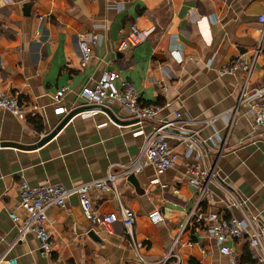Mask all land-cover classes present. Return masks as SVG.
I'll return each instance as SVG.
<instances>
[{
  "label": "crops",
  "instance_id": "0c3cea01",
  "mask_svg": "<svg viewBox=\"0 0 264 264\" xmlns=\"http://www.w3.org/2000/svg\"><path fill=\"white\" fill-rule=\"evenodd\" d=\"M262 14L264 0H0V91L17 96L27 111L26 118L19 119L0 109V255L6 253V259L16 258L18 264H160L196 199L188 167L201 166L195 158L184 157L186 146L175 139L174 167L157 174L148 165L141 172L117 176V191L89 190L100 213H118L121 204L134 212L136 248L121 222L106 228L87 219L77 195L65 206L48 210L50 252L32 233L17 240L20 225L10 214L24 216L18 207L22 180L31 186L49 182L70 187L109 172L119 174L120 164L138 156L144 133L161 119H173L174 110L202 121L171 131H199L195 137L205 160L215 165L217 180L225 186L211 185L209 208L227 213L232 193L264 221V132L252 129L253 118L245 105L229 129L242 72L220 74L239 54L252 55ZM132 24L146 31L147 39L119 51ZM95 35L100 41L84 63L80 41ZM105 70L119 73L118 86L122 80L130 81L143 104L163 105L158 119L137 124L119 102L86 106L85 110H94L74 116L39 145L68 112L81 107L80 90L94 85ZM251 85H264V51ZM62 87L67 90L57 100L55 94ZM33 106L35 116L30 114ZM58 106L68 112L57 114ZM215 132V142L208 140ZM154 211L160 212L161 221L151 220ZM202 232L181 233L166 264H230L215 239ZM190 240L197 243L191 245ZM226 245L236 249V264L247 252L255 261L243 264H260L244 240Z\"/></svg>",
  "mask_w": 264,
  "mask_h": 264
},
{
  "label": "built area",
  "instance_id": "2783aa9c",
  "mask_svg": "<svg viewBox=\"0 0 264 264\" xmlns=\"http://www.w3.org/2000/svg\"><path fill=\"white\" fill-rule=\"evenodd\" d=\"M258 21L262 24V28L252 55L247 57L245 53L239 54L229 65L220 70V74L242 72L240 95L237 103L232 107L233 118H236L241 105L248 106L253 118L252 129L260 127L264 132V85H251V77L256 62L264 51V14L258 15ZM36 35L39 38L40 34L37 33ZM146 39L147 32L141 30L136 24H132L127 35L120 41L118 50L132 49ZM99 41L100 38L96 35L88 40L81 39L80 48L84 63L91 56L92 46L98 44ZM118 79V72L103 71L94 85H86L80 90L79 98L83 101V104L74 111L83 109L86 106H94L91 108L108 107L115 102H119L122 109L134 119L135 123L142 124L144 121H156L164 109L163 105L143 104L140 100V92L134 85L128 80H122L121 85L118 86L116 82ZM163 88L167 89L166 86ZM66 90L67 87L58 90L55 99L59 100ZM0 109L11 112L19 119H25L27 115L26 108L21 104L18 97L4 91H0ZM35 110L36 107L33 106L30 113L32 116L37 114ZM65 110V107L62 106L55 108L57 114L67 113L68 111ZM93 110H82L76 115L89 114ZM173 114V119H161L156 126L146 133L142 129L139 130V132L144 133V141L140 152L130 163L119 165L123 169L119 174L109 172L104 177L70 187L62 183L49 182L31 186L26 180H22L19 186L20 201L18 207L24 211V216L21 218L16 211L10 214L12 220L20 225L17 240L24 238L28 233H32L39 240L41 248L50 252L53 233L49 224L48 210L51 207L65 206L69 197L77 195L83 214L87 219L106 228L116 222H121L134 248L138 247L132 230L135 223L134 212L121 204L118 213H100L92 205L89 190L91 187H97L105 191H117L115 185L117 176L141 172L148 165H151L157 174L174 167L177 154L171 145V140L175 139L178 143L186 146L184 157L186 159L195 158L201 163V166L191 164L188 167L190 174L188 182L196 190V199L187 213L178 235L173 240L166 259L160 264H166L167 260L174 254L179 243L180 234L186 231H189L191 236L199 235L204 231L213 237L218 245L219 252L229 258L230 264H236L238 253L234 247L226 245L227 242L244 240L254 252L257 261L264 264V221L249 213L244 200L232 193H230L231 201L225 208L227 213H217L209 208L208 204L211 202L212 193L211 185L218 183L222 188H225V186L217 180L215 165H208L205 160L204 150L197 137H195L198 136L199 131L190 134L171 131L173 128L184 129V126L189 123L202 121L182 117L178 110H174ZM229 126L230 129L232 123ZM217 136L215 132L208 137V140L215 142ZM149 217L155 223L162 220L159 211L150 213ZM189 243L192 245L197 241L190 240ZM2 260H6L9 264H18L16 258L6 259V253L0 255V262Z\"/></svg>",
  "mask_w": 264,
  "mask_h": 264
},
{
  "label": "water",
  "instance_id": "95a60500",
  "mask_svg": "<svg viewBox=\"0 0 264 264\" xmlns=\"http://www.w3.org/2000/svg\"><path fill=\"white\" fill-rule=\"evenodd\" d=\"M86 108L84 109H79V110H76V111H72L70 112L68 115H66L64 117V119L59 123V125L56 127V129H54L51 133L45 135L44 137L41 138V140L39 141V145H42L44 144L45 142L49 141L50 139H52L57 133L58 131L65 126V124L68 123V121L74 116L76 115L78 112L82 111V110H85ZM91 109V108H90ZM171 130V129H170Z\"/></svg>",
  "mask_w": 264,
  "mask_h": 264
},
{
  "label": "trees",
  "instance_id": "16d2710c",
  "mask_svg": "<svg viewBox=\"0 0 264 264\" xmlns=\"http://www.w3.org/2000/svg\"><path fill=\"white\" fill-rule=\"evenodd\" d=\"M251 255H252V256H251ZM250 256L253 257V258H251ZM246 258H247V259H246ZM255 259H256V258H255ZM247 261H252V262L255 261L252 252H251V253L249 252V254H248V252H247L246 256L243 257V258H241V261L239 262V264H243V263H245V262H247Z\"/></svg>",
  "mask_w": 264,
  "mask_h": 264
},
{
  "label": "bare ground",
  "instance_id": "6f19581e",
  "mask_svg": "<svg viewBox=\"0 0 264 264\" xmlns=\"http://www.w3.org/2000/svg\"><path fill=\"white\" fill-rule=\"evenodd\" d=\"M235 121V119L233 118V115L231 116V119H230V124L232 123L233 125V122Z\"/></svg>",
  "mask_w": 264,
  "mask_h": 264
}]
</instances>
